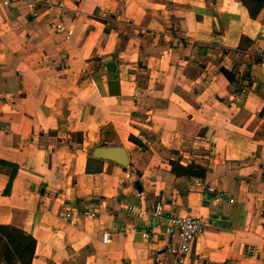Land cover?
<instances>
[{
	"label": "crops",
	"instance_id": "obj_1",
	"mask_svg": "<svg viewBox=\"0 0 264 264\" xmlns=\"http://www.w3.org/2000/svg\"><path fill=\"white\" fill-rule=\"evenodd\" d=\"M36 1L0 6V225L31 264H264V0ZM186 215L204 232L170 255Z\"/></svg>",
	"mask_w": 264,
	"mask_h": 264
},
{
	"label": "trees",
	"instance_id": "obj_2",
	"mask_svg": "<svg viewBox=\"0 0 264 264\" xmlns=\"http://www.w3.org/2000/svg\"><path fill=\"white\" fill-rule=\"evenodd\" d=\"M258 0H242L247 10H250V3ZM223 76L230 82H235V76L226 69H220ZM131 140H134L131 137ZM6 169V170H5ZM173 172L184 176L205 177L206 171L200 167H181L173 164ZM0 171H6L9 177L4 194L10 191L11 183L18 172V167L0 160ZM35 240L23 231L6 225H0V264H31L34 256Z\"/></svg>",
	"mask_w": 264,
	"mask_h": 264
},
{
	"label": "built area",
	"instance_id": "obj_3",
	"mask_svg": "<svg viewBox=\"0 0 264 264\" xmlns=\"http://www.w3.org/2000/svg\"><path fill=\"white\" fill-rule=\"evenodd\" d=\"M11 2L12 0H0V6L9 7ZM34 5L35 7L44 5L47 7L48 12L54 13L57 16L62 14V9L60 7L49 3L47 0H37ZM51 28L56 35H61L66 40L70 38V32L66 30L60 20L52 23ZM162 214V204L160 201H157L154 206V216L159 217L162 216ZM79 215L92 219L96 218V212L91 209H83ZM60 216L64 219L70 220L71 222L74 221L72 219V210H63L61 211ZM170 224L178 236L179 243L176 246L169 247L168 252L170 255L185 256L190 252L191 246L196 239L203 234L205 223L201 218L186 215L171 219ZM144 237L148 239L150 238L147 233L144 234ZM102 241L103 243L109 242V234L107 232L103 233Z\"/></svg>",
	"mask_w": 264,
	"mask_h": 264
},
{
	"label": "water",
	"instance_id": "obj_4",
	"mask_svg": "<svg viewBox=\"0 0 264 264\" xmlns=\"http://www.w3.org/2000/svg\"><path fill=\"white\" fill-rule=\"evenodd\" d=\"M93 156L102 160L114 162L120 166H128V154L123 147H97L93 150ZM136 188H139V183H135Z\"/></svg>",
	"mask_w": 264,
	"mask_h": 264
}]
</instances>
